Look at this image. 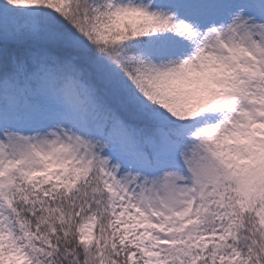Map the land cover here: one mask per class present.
Returning a JSON list of instances; mask_svg holds the SVG:
<instances>
[{
    "label": "snow or ice",
    "instance_id": "snow-or-ice-1",
    "mask_svg": "<svg viewBox=\"0 0 264 264\" xmlns=\"http://www.w3.org/2000/svg\"><path fill=\"white\" fill-rule=\"evenodd\" d=\"M0 264H264V0H0Z\"/></svg>",
    "mask_w": 264,
    "mask_h": 264
}]
</instances>
